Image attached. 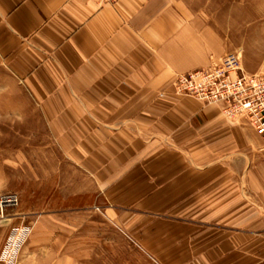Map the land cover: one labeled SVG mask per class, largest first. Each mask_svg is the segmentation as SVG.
<instances>
[{"label": "crops", "instance_id": "1", "mask_svg": "<svg viewBox=\"0 0 264 264\" xmlns=\"http://www.w3.org/2000/svg\"><path fill=\"white\" fill-rule=\"evenodd\" d=\"M225 53L176 0H0V134L12 137L0 150L45 136L75 185L65 200L82 198L85 174L103 201L40 216L20 264H91L83 211L152 233L141 244L163 264H264V138L174 88ZM5 219L0 252L21 215Z\"/></svg>", "mask_w": 264, "mask_h": 264}, {"label": "rangeland", "instance_id": "2", "mask_svg": "<svg viewBox=\"0 0 264 264\" xmlns=\"http://www.w3.org/2000/svg\"><path fill=\"white\" fill-rule=\"evenodd\" d=\"M176 1L209 19L210 24L224 35L226 53L241 54L242 66L246 72H264V0ZM5 83H8V80H5ZM10 94V89H0V97L7 96L5 99H9ZM5 110H10L9 103L0 104V111ZM10 138L12 137L0 134V149L9 147L8 144H3V141ZM45 138L47 137L35 135L32 151L0 150V197L10 193L19 197L18 206L0 211V225L5 218L16 213L21 215V222L16 227L32 226V233L40 216L60 214L65 206L102 208L103 201L98 197L100 190L85 174H82L80 183L82 198L65 200L66 194H73L75 185L73 179L66 176L67 169L61 168V152L51 142L43 145L42 140ZM258 154V159L264 160V150H261L260 146ZM65 179L70 180L69 183H66ZM83 212L87 213L82 216L80 235L84 241L93 245L89 249L92 252L89 258L91 264H163L154 257L152 251L150 252L151 248L141 244L140 238L142 242H147L153 238L152 233H138L136 229H128L120 222L112 223L99 212ZM16 227L9 232L1 252ZM1 231L3 230L0 226V246L3 243ZM161 237L169 239V233L164 232ZM161 237L157 235V238L162 239ZM29 239L22 247L18 264ZM157 250L164 251L163 248L161 251Z\"/></svg>", "mask_w": 264, "mask_h": 264}, {"label": "built area", "instance_id": "3", "mask_svg": "<svg viewBox=\"0 0 264 264\" xmlns=\"http://www.w3.org/2000/svg\"><path fill=\"white\" fill-rule=\"evenodd\" d=\"M174 88L208 105H221L228 119L240 115L247 117L257 133L264 138V72H246L239 52L225 53L209 67L178 75ZM18 205L19 197L14 193L0 197L1 212L7 207ZM31 229L32 226L22 225L10 233L0 255L4 264H18Z\"/></svg>", "mask_w": 264, "mask_h": 264}]
</instances>
